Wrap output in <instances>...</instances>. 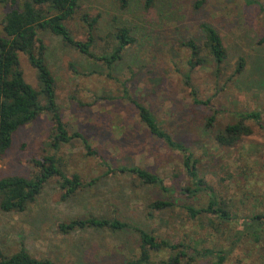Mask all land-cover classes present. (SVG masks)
Returning <instances> with one entry per match:
<instances>
[{"label": "rangeland", "instance_id": "1", "mask_svg": "<svg viewBox=\"0 0 264 264\" xmlns=\"http://www.w3.org/2000/svg\"><path fill=\"white\" fill-rule=\"evenodd\" d=\"M199 1L152 0L146 6L145 0H128L121 8L116 0H79L64 24L74 39H91L92 58L49 32L37 33L53 78L60 121L68 133L77 132L88 141L93 155H85L77 140L50 148L52 124L45 113L12 133L10 146L0 156V179H28L36 172L31 161L50 156L65 177L76 175L83 187L62 198L60 179L52 177L23 212L0 210L3 255L23 248L53 264H128L137 256L138 238L132 230L85 228L63 234L57 228L88 216L115 219L173 243L184 240L198 242L197 248L228 250L232 225H221L216 233L206 221L199 226L180 209L184 203L203 206L207 197L180 194L187 182L180 155L147 134L123 98L122 87L191 152L197 173L218 200L238 215L264 213V132L253 121H245L250 135L231 147H218L213 141L224 126L237 121L239 113L256 111L264 125V0H202L195 8ZM6 9L0 2V25ZM82 16L96 17L89 33ZM203 24L218 33L225 60L216 68L206 58L190 70L186 68L189 52L182 43L191 39L201 46ZM119 27L129 31L133 43L107 68L97 58L113 51V34ZM18 67L23 80L38 90L35 72L22 54H18ZM192 96L207 104L193 103ZM210 117L213 121L207 126ZM119 166L146 170L167 191L142 185L125 173L106 171ZM155 200L174 205L151 212L147 205ZM259 246L237 244L223 264H264V244ZM166 256V252L152 254L151 260ZM213 261L210 256L193 264Z\"/></svg>", "mask_w": 264, "mask_h": 264}, {"label": "trees", "instance_id": "2", "mask_svg": "<svg viewBox=\"0 0 264 264\" xmlns=\"http://www.w3.org/2000/svg\"><path fill=\"white\" fill-rule=\"evenodd\" d=\"M79 0H0L3 2L5 10L1 22L0 35V156L8 149L11 142L12 133L19 127L28 124L42 113H45L51 124L52 134L49 147L56 150L60 145L77 140L81 143L85 155H93L88 141L79 133H68L59 118L55 103V92L53 78L46 67L44 60V46L37 39L38 32H49L60 37L63 43L76 49L82 55L92 58L89 52L91 39L87 37L85 41L74 39L65 22L70 20L78 8ZM121 8L128 4V0H116ZM152 0H145V5H150ZM202 0L193 6L198 8ZM88 33L96 23V17L87 19L81 17ZM203 33L202 48L204 54H200L202 48L194 41L187 40L182 43L188 52L186 68L192 70L194 67L206 62L209 58L216 68L225 60V49L222 46L218 33L208 25H200ZM116 46L108 56H101L97 59L103 61L107 68L122 57L127 47L133 43L126 28H116L113 34ZM18 54L26 57L29 66L35 72L38 83V90H34L22 77L18 67ZM206 56V57H205ZM242 63V61H240ZM240 63V64H241ZM217 71V70H216ZM238 70H236V73ZM184 85H188L187 76H183ZM123 98L130 102L136 113L140 125L153 139L163 143L171 152L180 155V164L184 176L187 179L179 191L187 197H193L198 193L206 195V203L195 208L187 203L181 204L180 209L186 217L196 222L199 226H204L202 222L212 231L217 232L219 226L232 225L229 227V248L211 249L197 248L198 242L188 244L184 240L173 243L166 239L154 237L151 234L136 228L130 224L119 222L115 219H105L102 217L88 216L85 218H74L66 223L58 224L59 232L68 234L78 229H108L110 231L132 230L138 238L137 256L128 261V264H193L195 261L204 260L206 257L214 256L211 264H223L227 254L232 251L237 244H253L260 246L264 244V213H250L238 215L232 206L218 200L212 190L205 185L201 176L197 173L195 160L191 152L182 144L174 141L171 136L164 131L150 111L138 102L129 98L124 87H122ZM40 101L42 103H40ZM195 104L206 105L207 101L197 100L192 96ZM236 122L224 126L218 132L213 141L218 147L229 148L241 137L250 135V129L244 125L245 121H253L264 132V125L260 123L259 113L256 111L243 112L237 114ZM213 117L206 121L210 126ZM35 173L30 178L25 179L17 176H10L0 179V210L3 212H23L26 206L33 202L39 194L43 185L52 177L60 179L59 187L62 190V198L72 196L77 190L83 187L76 175L65 177L56 166L55 160L50 157H41L31 161ZM108 173L117 172L133 176L142 185L157 186L162 191H167L161 181L155 175L135 166H119L107 169ZM89 185V184H86ZM173 203L155 200L147 205L151 212L169 210ZM259 246V247H260ZM166 252L165 259L151 260V256ZM0 264H53L49 259H37L29 255L23 248L15 253L5 256L0 251Z\"/></svg>", "mask_w": 264, "mask_h": 264}]
</instances>
